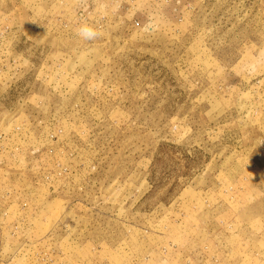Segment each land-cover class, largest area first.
Here are the masks:
<instances>
[{"label": "rangeland", "instance_id": "obj_1", "mask_svg": "<svg viewBox=\"0 0 264 264\" xmlns=\"http://www.w3.org/2000/svg\"><path fill=\"white\" fill-rule=\"evenodd\" d=\"M0 264H264V0H0Z\"/></svg>", "mask_w": 264, "mask_h": 264}, {"label": "clouds", "instance_id": "obj_2", "mask_svg": "<svg viewBox=\"0 0 264 264\" xmlns=\"http://www.w3.org/2000/svg\"><path fill=\"white\" fill-rule=\"evenodd\" d=\"M76 35L84 40L94 41L100 37L101 33L98 31L97 27L87 23H82L76 29Z\"/></svg>", "mask_w": 264, "mask_h": 264}]
</instances>
